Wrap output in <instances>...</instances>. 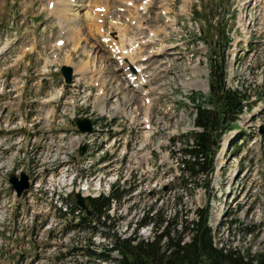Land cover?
<instances>
[{
  "label": "rangeland",
  "instance_id": "rangeland-1",
  "mask_svg": "<svg viewBox=\"0 0 264 264\" xmlns=\"http://www.w3.org/2000/svg\"><path fill=\"white\" fill-rule=\"evenodd\" d=\"M50 1L0 0V48L8 46L4 56L0 55V79L6 80L0 102L6 99L17 119L22 117L23 126L10 137V144H23V171L31 182L18 203L9 207L0 204V221L6 218L4 232L10 244L8 248L0 245V264H116L120 254L108 250L114 237L149 238L151 227L135 225L136 220L151 204L172 217L174 197L178 195V220L180 216L195 218L197 209L207 208V224L216 245L222 243L243 254L262 251L264 133L259 134V127L264 125V0H150L153 4L149 13L154 19L149 29L159 30L158 38L179 42L183 53L171 58L165 71L160 70L164 66L154 69L151 89L159 97L149 106L143 105L138 96L126 103L121 99L122 92L104 93L109 91L107 84L104 95L87 94L90 80L98 79L99 66L95 71L94 57L98 65L107 66V82L119 77L108 54L100 47L91 49L93 40L86 27L78 35L86 38L80 42L76 32L70 30L64 39L73 43L70 40L59 47L55 41L64 37L59 24L66 25L65 29L73 25L82 28V16L91 13L84 6L92 3L77 1L72 9L79 17L74 19L70 13L65 18L55 14L59 23L53 14L62 0H56L52 9ZM169 7V16L176 17L172 26L164 22L168 14L163 11L168 13ZM142 30L138 36L146 35ZM157 34L152 33L147 42L153 43ZM225 41L227 82L246 88L251 96V109L238 120V129L249 135L240 145L234 144L237 135L229 143L224 139L215 154L212 174L200 178L194 188L184 186L175 179L180 172V144H174L171 137L191 130L195 104L210 103L206 75L209 56L214 49L226 46ZM71 43L73 50L84 44L72 63L78 66L74 67L76 72L88 73L78 74L80 82L76 86L63 84L57 70V62L70 63L66 54L71 52ZM98 87L101 84L94 85L93 92ZM102 105L119 122L112 131L107 117L100 115ZM73 109L75 117L91 118L98 128L87 137L94 144L90 163L73 151L76 141L69 140L74 131ZM144 114H149V125L144 122ZM125 121H131L128 126L132 132ZM104 155L106 166L100 164L101 160L96 162ZM120 176L128 181L119 185L129 187L131 194L111 205L108 222L112 227L84 228L87 223H80V217H90L91 213L79 212L78 207L74 210L75 191L87 188L86 197L107 193ZM57 195L67 197L66 213L65 204L59 207Z\"/></svg>",
  "mask_w": 264,
  "mask_h": 264
},
{
  "label": "trees",
  "instance_id": "trees-1",
  "mask_svg": "<svg viewBox=\"0 0 264 264\" xmlns=\"http://www.w3.org/2000/svg\"><path fill=\"white\" fill-rule=\"evenodd\" d=\"M209 60L211 107L196 106L195 125L201 127V131L182 134L177 138L181 143L177 158L180 174L175 179L192 188L199 185L200 178L212 174L214 155L221 136L235 127L237 118L247 106L246 91L231 88L225 83L224 49H214ZM240 139L245 141L244 137ZM239 150L237 146L236 155ZM130 194V188L120 186L117 182L112 185L109 193L89 197L87 200L91 216H81L80 223L86 222L84 228L91 230L100 225L111 228L108 210L112 202L120 201ZM180 199L179 195L174 197L172 217H166L154 204L143 210L135 225L150 226L152 235L149 238L114 237L108 250L120 254L116 264H264V249L253 254H243L222 243L216 245L207 224V208L197 209L195 218L180 216L178 220L176 207Z\"/></svg>",
  "mask_w": 264,
  "mask_h": 264
},
{
  "label": "water",
  "instance_id": "water-1",
  "mask_svg": "<svg viewBox=\"0 0 264 264\" xmlns=\"http://www.w3.org/2000/svg\"><path fill=\"white\" fill-rule=\"evenodd\" d=\"M71 67L69 66H62L61 72L63 76L65 77L66 82H70L71 80ZM76 123L78 125L79 130L90 132L92 131L91 121L89 119L83 118V119H76ZM264 131V126L261 127V132ZM85 150V146H81L80 148V154H83ZM9 181L12 185V188L16 191L17 195H20L25 189L29 188V181H28V175L24 172L20 173L19 177H17L15 174H10ZM76 203L77 205L85 209L87 212H89L87 206H86V200L83 197L82 194L76 193Z\"/></svg>",
  "mask_w": 264,
  "mask_h": 264
},
{
  "label": "bare ground",
  "instance_id": "bare-ground-1",
  "mask_svg": "<svg viewBox=\"0 0 264 264\" xmlns=\"http://www.w3.org/2000/svg\"><path fill=\"white\" fill-rule=\"evenodd\" d=\"M77 1H81V0H62L61 1V3L62 4H60L59 6H58V8H54V14H57V13H59L58 15L60 16L61 15V17H63L64 16V18H65V16H67V15H69V13H70V15L73 17L72 19H74V18H76V16H78V13L77 12H74L73 11V9H72V7L73 6H76V4H77ZM83 1V0H82ZM163 1V0H162ZM148 4H149V2H148ZM152 4V3H151ZM147 5V4H146ZM79 6V5H78ZM57 15V16H58ZM63 15V16H62ZM86 18H88V20L91 18V13H86ZM68 17V16H67ZM70 17V16H69ZM79 17V16H78ZM72 19H69V20H72ZM79 19V18H78ZM84 20V19H83ZM74 21V20H73ZM67 22V21H66ZM70 22V21H69ZM76 26H78V25H76ZM80 31H81V29L79 28L77 31H76V35H77V38H78V42H80V40H84V39H86V38H80L81 36H78L79 34H80ZM65 33H69V29L67 28V30H66V32ZM69 34H71V33H69ZM75 36V35H74ZM83 37V36H82ZM150 39V38H149ZM152 39V38H151ZM150 39V40H151ZM155 40H156V38L153 40L154 42H155ZM152 41V42H153ZM153 42V43H154ZM134 45H136L134 42H132L131 43V46H130V48H129V50H126V51H123L121 54H120V58H128V60L130 61V62H134V54H135V52H136V50L138 49V45L137 46H134ZM162 45V44H161ZM75 48V47H74ZM163 48V45L161 46V49ZM66 63H68L67 61H66ZM142 90V89H141ZM143 91V90H142ZM85 192V191H84ZM83 192V193H84ZM86 193H84V195H85Z\"/></svg>",
  "mask_w": 264,
  "mask_h": 264
}]
</instances>
